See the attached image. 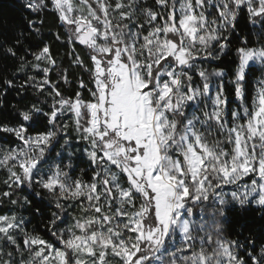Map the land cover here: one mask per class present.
Instances as JSON below:
<instances>
[{"label": "snow or ice", "instance_id": "6c2138e0", "mask_svg": "<svg viewBox=\"0 0 264 264\" xmlns=\"http://www.w3.org/2000/svg\"><path fill=\"white\" fill-rule=\"evenodd\" d=\"M24 7L36 40L24 55L5 49L18 65L0 80V202L13 206L0 214V264H264V237L224 226L233 207L264 213V0ZM49 13L88 75L74 94L61 91L68 69L43 33ZM230 54L228 73L217 62Z\"/></svg>", "mask_w": 264, "mask_h": 264}, {"label": "trees", "instance_id": "16d2710c", "mask_svg": "<svg viewBox=\"0 0 264 264\" xmlns=\"http://www.w3.org/2000/svg\"><path fill=\"white\" fill-rule=\"evenodd\" d=\"M35 17L24 7V0H0V80L4 78H11L16 71L18 61L13 57L9 56L5 49L12 46L17 49L19 55L25 54V49L30 47L36 40V33L28 28L29 19H34ZM57 21L54 19L52 14H46L44 16V28L43 33L45 37H49L51 40V50L53 55L56 57L58 62H62L63 67L68 69L69 78L71 80V85H65L63 81H60L61 91L68 95L70 93L74 94L78 87V80L82 78L88 83V75L84 73L81 69L73 68L70 64L68 57V49L66 46L61 45L59 42L55 41L54 35L57 28ZM239 27L242 33H249L251 31V26L248 25L246 18L242 19L239 23ZM21 33H23L21 37ZM63 35V32H61ZM18 38H22L23 43L17 48L15 41ZM250 40L254 41V37L250 36ZM31 59V57H28ZM86 58V57H85ZM87 59V58H86ZM231 54L222 58L221 61L217 63L221 64L224 70L230 73L231 70ZM260 72L257 71L255 75L249 78L248 86V104L252 103V96L255 92V81L260 77ZM53 80L56 79V74H52ZM227 84V77L225 79ZM11 91V90H10ZM85 98H89L87 91H84ZM15 92H11L9 100L11 102H16L20 100ZM41 100L46 99L44 96L40 97ZM229 99L233 101L232 107L235 108L236 103L234 96L231 92L229 86ZM36 97L32 95V91L29 90L24 97L25 102H33ZM87 166V160L83 167ZM86 179L90 178L88 173L85 175ZM5 186L0 184V191H3ZM16 198V197H14ZM22 198V197H21ZM45 204L48 202L45 200ZM13 206L6 200L0 202V214H5ZM27 206L25 210L17 208L16 211L19 214H26ZM48 216L51 213H47ZM36 226L38 231L43 232V225L40 224L38 220L33 221V225L29 227ZM225 231L233 239L239 237L240 239H256L259 243L261 237H264V213L255 206H250L247 208L233 207L231 208L226 216L224 217Z\"/></svg>", "mask_w": 264, "mask_h": 264}, {"label": "rangeland", "instance_id": "374dc122", "mask_svg": "<svg viewBox=\"0 0 264 264\" xmlns=\"http://www.w3.org/2000/svg\"><path fill=\"white\" fill-rule=\"evenodd\" d=\"M81 55H84V52H83V51H81ZM260 76H261V74H260ZM258 79H259V78H258ZM258 79H257V80H258ZM257 80H256V81H257ZM256 81H255V83H256ZM254 94H255V92H254ZM45 98H46V97H45ZM89 98H90V97H89ZM250 106H251V105H250ZM68 131H69L70 134L73 135V137H75V133L72 131L71 128H70ZM80 147L82 148L83 145L81 144ZM7 175H8V173H7L6 170H4V169H0V184H1V187H2V185L5 186L3 190L6 189V185L4 184V180L7 178ZM88 175H90V173H88ZM85 178H86V177H85ZM46 201H47V200H46ZM47 202H48V201H47ZM75 211L78 213V209L75 210ZM18 214H19V213H18ZM71 219H72V217L69 216V217H68V221L70 222ZM25 256H27V254H25ZM17 260H19V257H17Z\"/></svg>", "mask_w": 264, "mask_h": 264}]
</instances>
